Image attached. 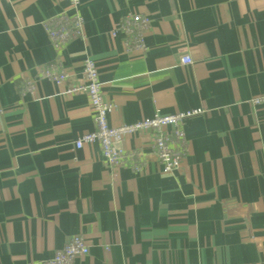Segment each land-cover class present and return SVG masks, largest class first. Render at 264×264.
I'll use <instances>...</instances> for the list:
<instances>
[{"label":"crops","instance_id":"0c3cea01","mask_svg":"<svg viewBox=\"0 0 264 264\" xmlns=\"http://www.w3.org/2000/svg\"><path fill=\"white\" fill-rule=\"evenodd\" d=\"M63 12L0 0V264H41L77 235V264H264V0H81L80 34L56 49L44 23ZM132 14L151 20L145 50L111 34ZM86 58L111 127L205 110L183 124L178 170L162 172L152 131L117 144L144 155L139 172L76 148L96 130L89 98L39 74L58 64L81 84Z\"/></svg>","mask_w":264,"mask_h":264},{"label":"built area","instance_id":"2783aa9c","mask_svg":"<svg viewBox=\"0 0 264 264\" xmlns=\"http://www.w3.org/2000/svg\"><path fill=\"white\" fill-rule=\"evenodd\" d=\"M70 9L75 11L74 16L63 12L44 26L48 37L56 49L66 46L71 39L80 34L83 18L77 13L81 0H68ZM151 20L148 17L132 14L127 16L120 24L115 26L111 34L116 36L122 32L125 38V46L130 49L145 50V34L150 28ZM183 64H191L189 57L182 58ZM48 79L51 82L62 85L68 83V94H85L90 101V107L94 114L96 130L83 135L77 142L76 148L80 149L84 144L100 143L104 164L110 169L129 168L139 172L145 166L144 155L135 150L118 149L117 144L122 140L140 131L153 132V152L156 155L162 172L170 174L178 170L187 155V140L183 130L185 120L190 117L205 113L203 108L180 112L173 115H161L156 113L152 118H145L131 125L114 128L109 125L108 117L112 106L103 98L102 85L99 80V72L95 62L86 58L83 69V82L71 83V76L60 65L53 64L42 70L39 80ZM34 81H29L26 92H32L35 88ZM264 99L255 100L259 104ZM167 128L171 131L167 132ZM90 247L83 236L77 235L70 238L69 242L54 256L41 264H77L76 260L87 256Z\"/></svg>","mask_w":264,"mask_h":264}]
</instances>
